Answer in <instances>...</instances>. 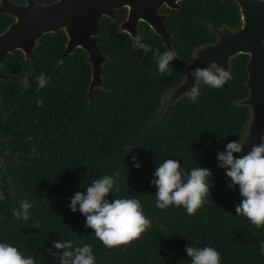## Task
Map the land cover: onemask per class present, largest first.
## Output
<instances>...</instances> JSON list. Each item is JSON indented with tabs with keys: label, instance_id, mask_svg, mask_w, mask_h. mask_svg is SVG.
<instances>
[{
	"label": "trees",
	"instance_id": "trees-1",
	"mask_svg": "<svg viewBox=\"0 0 264 264\" xmlns=\"http://www.w3.org/2000/svg\"><path fill=\"white\" fill-rule=\"evenodd\" d=\"M158 10L165 12L162 22L177 54L171 76H161L152 53L134 50L129 35L118 29L123 6L113 9L112 18L98 19L96 42L104 59L101 83L89 94L85 52L74 47L61 57L65 35L60 28L41 33L30 58L15 48L0 59V71L12 75L0 78V192L6 197L0 201V243L34 256L37 264H58L48 249L55 252L52 242L67 240L74 247L91 245L95 264H191L186 245L215 248L221 264H264V227L236 215L243 199L239 187H227L231 181L217 163V153L241 138L248 120V107L241 101L246 54L228 58L232 79L222 89L200 84L195 102L188 99L190 87L165 100L181 81L193 49L214 39L211 26L239 24L236 4L180 0L175 8L161 5ZM11 19L0 12V30ZM136 32L151 47L167 51L144 21L137 22ZM41 72L50 83L37 90ZM25 77L29 87L21 83ZM37 100H43L42 107ZM166 159L178 160L186 172L197 167L211 171L212 202L195 215L183 207L162 211L155 206L157 189L151 181ZM116 172L120 191L109 194V200L140 199L152 228L140 241L109 249L85 226L79 210L73 213L68 205L75 192H86L93 181ZM24 200L33 204L27 221L13 215ZM160 225L169 236L161 234Z\"/></svg>",
	"mask_w": 264,
	"mask_h": 264
},
{
	"label": "clouds",
	"instance_id": "clouds-1",
	"mask_svg": "<svg viewBox=\"0 0 264 264\" xmlns=\"http://www.w3.org/2000/svg\"><path fill=\"white\" fill-rule=\"evenodd\" d=\"M261 2L264 3V0ZM176 3L179 4L180 0H176ZM132 47L144 54L151 52L161 76L172 75L170 65L177 57L174 51L161 53L158 48L144 42L139 35L132 37ZM188 75L194 78L187 94L188 99L193 102L200 94V84L222 89L232 79L231 73L216 63L206 68L196 67ZM36 82L37 90L43 89L50 83V78L41 72L36 77ZM21 83L25 87L30 86L27 77ZM36 104L42 107L43 100H37ZM245 146L246 142L241 139L227 143L224 151L217 153V163L218 167L225 169V175L231 181L227 187H239V194L243 199L235 208L236 215L244 216L260 228L264 227V142L252 145L247 154H243ZM132 162L137 169L141 167L137 156L132 157ZM154 176L151 184L157 189L155 206L162 211L169 207H183L191 216L206 203L212 202L210 188L214 185L210 179L212 173L207 168L197 167L186 172L178 160L166 159L155 169ZM119 177L120 173L116 172L93 181L87 186L86 192H75L68 205L73 213L79 210L85 217V226L92 229L95 237L109 249H119L140 241L152 228V221L145 216L140 199L109 200V194L120 191ZM5 199L3 192H0V201ZM32 207L33 204L29 201H21L19 210L14 209L13 215L16 219L27 221ZM160 231L162 235L169 236L164 225H160ZM52 243L56 251L48 249V252L58 260V264H95V256L89 244L74 247L71 240ZM185 252L191 264H221V254L213 247L186 245ZM261 252L264 253V244H261ZM0 264H37V261L34 256L24 255L9 243H0Z\"/></svg>",
	"mask_w": 264,
	"mask_h": 264
},
{
	"label": "water",
	"instance_id": "water-1",
	"mask_svg": "<svg viewBox=\"0 0 264 264\" xmlns=\"http://www.w3.org/2000/svg\"><path fill=\"white\" fill-rule=\"evenodd\" d=\"M239 24L232 29L213 27L214 39L197 45L184 64L181 81L172 88L174 96L191 87L194 78L188 73L196 67L206 68L216 63L228 67V58L236 53H245L244 63L246 94L241 100L248 107L245 125L247 145L251 148L260 143L264 130V3L261 0H235ZM164 4L177 7L176 0H51L37 2L0 0V12L11 15V21L0 30V59L6 52L19 49L24 57H31L34 40L43 32L60 28L65 41L60 56L74 47L85 52L90 73L87 94L101 83L100 66L104 59L95 31L101 15L113 17V9L123 6L124 17L117 23L129 37L137 35V21H144L156 33L163 46L171 50L169 33L162 22L163 14L157 8ZM12 76L0 71V78ZM172 97V98H173Z\"/></svg>",
	"mask_w": 264,
	"mask_h": 264
},
{
	"label": "rangeland",
	"instance_id": "rangeland-1",
	"mask_svg": "<svg viewBox=\"0 0 264 264\" xmlns=\"http://www.w3.org/2000/svg\"><path fill=\"white\" fill-rule=\"evenodd\" d=\"M178 94H179V93H178ZM174 95H175V94H174V92L172 91V89L169 90L168 95H167V97L165 98V100H166V99H167V101L170 100ZM240 139L246 142V146H245V148H244V150H243V154H247V152L250 150V147L248 146L249 144L247 145V141H246V140H247V137H246V131H245V128H244V130H243V133H242ZM236 155H239V154H236Z\"/></svg>",
	"mask_w": 264,
	"mask_h": 264
},
{
	"label": "flooded vegetation",
	"instance_id": "flooded-vegetation-1",
	"mask_svg": "<svg viewBox=\"0 0 264 264\" xmlns=\"http://www.w3.org/2000/svg\"><path fill=\"white\" fill-rule=\"evenodd\" d=\"M234 1V3L236 4V2H235V0H233ZM161 5H164V4H161ZM160 5V6H161ZM165 6V5H164ZM165 7H167V6H165ZM236 7H237V4H236ZM159 8V7H158ZM158 8H157V10H158ZM168 8H173V7H168ZM175 8V7H174ZM160 13H162L163 14V16L165 15V12H163V11H160V10H158ZM125 13V12H124ZM238 18H239V14H238ZM162 19H163V17H162ZM139 21V20H138ZM137 21V22H138ZM213 27H227L228 29H232V28H234V27H228V26H226V25H224V24H222V25H219V26H211V30L213 29ZM131 39V38H130ZM261 41L262 42H264L262 39H261Z\"/></svg>",
	"mask_w": 264,
	"mask_h": 264
}]
</instances>
